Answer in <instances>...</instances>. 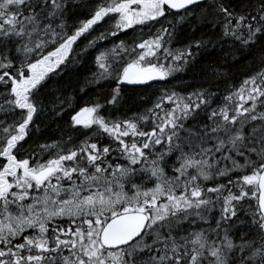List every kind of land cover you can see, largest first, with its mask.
<instances>
[{
	"label": "snow or ice",
	"instance_id": "snow-or-ice-1",
	"mask_svg": "<svg viewBox=\"0 0 264 264\" xmlns=\"http://www.w3.org/2000/svg\"><path fill=\"white\" fill-rule=\"evenodd\" d=\"M169 15L206 31L178 49L172 21L144 38ZM135 26L131 43L118 39ZM254 47L264 0H0V113L12 118L0 120V264H264V55L225 94L211 84L223 65L208 64V87L162 90L144 112L113 116L124 84ZM90 53L79 92L115 82L104 103L76 110L58 82L41 93ZM40 114L64 121L60 136L18 159Z\"/></svg>",
	"mask_w": 264,
	"mask_h": 264
},
{
	"label": "trees",
	"instance_id": "trees-1",
	"mask_svg": "<svg viewBox=\"0 0 264 264\" xmlns=\"http://www.w3.org/2000/svg\"><path fill=\"white\" fill-rule=\"evenodd\" d=\"M228 2V0H226ZM233 5L239 3V0H231ZM79 11V10H77ZM81 19L85 18L83 16ZM168 21H172L176 24L177 32L179 35V41L174 42L171 47L173 49L182 48L184 43L189 39L198 38L202 31H206L205 28H197L195 33L192 32V25H195L197 21L195 18H189L185 22L176 23V18L172 15L167 16L162 19L159 23L155 24L151 30L148 27L143 28L144 38H148L149 35L156 32L161 25L168 27ZM73 22L72 18L69 19V23ZM109 23L105 19L96 26V31L92 35H98L100 32L104 31ZM141 34V27L135 26L134 29H129L124 33H121L118 37L119 40H128L131 43V38L134 36H139ZM138 42V41H137ZM84 41H81L77 46L76 50L79 51L80 47L83 46ZM110 46V45H106ZM195 51V50H194ZM95 53H90L87 58H82L79 63H70L67 69H62L61 74L54 76L48 85L44 89H41L43 93L48 87L54 82H58L59 85L64 89L65 95H73L76 97L75 108L79 110V107L84 106V101L89 98L100 97V102L104 103V98H110L109 94L111 90L116 87L115 82H104L99 87L89 86L84 94L79 92V88L85 82V78L90 76L91 72L95 71V66L91 63L92 57ZM236 56L240 57L239 60L233 61L232 55L229 54L225 56L224 53L220 52L218 49L215 51L201 52L199 56L195 58L194 61L189 63L187 66L183 67L182 71H178L169 77L167 81H150L148 85H122L121 95L122 101L120 105H117L118 111L113 112L114 117L121 115L130 116L133 113H142L146 109L151 108L153 103L156 101L157 97L161 95L162 90H167L169 92L175 91L182 95H186L188 92L193 91V89L198 87H208L209 82L205 80L203 72L205 65L208 64H221L223 65L222 71L225 73V77L219 79L218 81H211L213 91L219 90L221 94H225V89L228 84L234 83L236 87L239 86L240 82L245 78V76L250 75L252 71L258 70L259 59L264 55V49L258 50L253 48L250 52H245L243 50L235 53ZM2 91V89H0ZM219 103V98L217 100ZM216 105H213L215 107ZM165 107H171L165 103ZM108 109H105L107 111ZM69 117L65 116L64 120H68ZM0 120H7L8 123L12 122L11 117H6L3 113H0ZM64 121L52 122V117L40 114L35 117V125H33L32 134L26 138L24 142L21 143V152L17 155L18 159L28 158L31 155L32 150L36 148L37 145L50 142L51 140L58 139L60 136L59 131H57V126H63ZM36 125H39L40 131L36 132L34 129ZM89 135L91 133H88ZM83 139V136L80 137ZM78 142V141H77ZM107 143V140L104 141ZM47 155L44 156V160L48 159ZM2 158H0V164H2ZM34 162V161H33ZM171 174V173H169ZM139 182V181H137ZM147 187H152L151 184Z\"/></svg>",
	"mask_w": 264,
	"mask_h": 264
},
{
	"label": "water",
	"instance_id": "water-1",
	"mask_svg": "<svg viewBox=\"0 0 264 264\" xmlns=\"http://www.w3.org/2000/svg\"><path fill=\"white\" fill-rule=\"evenodd\" d=\"M124 85H126V84H124ZM135 86H138V85H135Z\"/></svg>",
	"mask_w": 264,
	"mask_h": 264
}]
</instances>
